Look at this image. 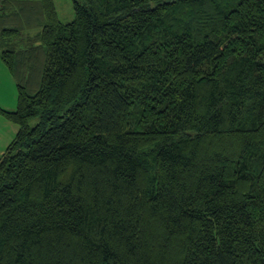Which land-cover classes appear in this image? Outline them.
Wrapping results in <instances>:
<instances>
[{"label": "trees", "instance_id": "16d2710c", "mask_svg": "<svg viewBox=\"0 0 264 264\" xmlns=\"http://www.w3.org/2000/svg\"><path fill=\"white\" fill-rule=\"evenodd\" d=\"M73 4L0 0V264H264V0Z\"/></svg>", "mask_w": 264, "mask_h": 264}, {"label": "rangeland", "instance_id": "374dc122", "mask_svg": "<svg viewBox=\"0 0 264 264\" xmlns=\"http://www.w3.org/2000/svg\"><path fill=\"white\" fill-rule=\"evenodd\" d=\"M56 6L58 18L62 22H70L75 17L73 0H53ZM38 31V29H37ZM38 43V42H37ZM18 103V86L16 79L10 73L4 63L0 52V107L8 110H15ZM37 119L30 121L31 125L37 122ZM18 131V126L6 119L0 113V156L5 151L8 144L14 139Z\"/></svg>", "mask_w": 264, "mask_h": 264}]
</instances>
